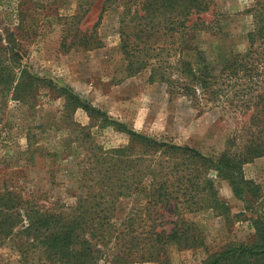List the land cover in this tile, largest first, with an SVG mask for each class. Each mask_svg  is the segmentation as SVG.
Returning <instances> with one entry per match:
<instances>
[{"label":"rangeland","instance_id":"rangeland-1","mask_svg":"<svg viewBox=\"0 0 264 264\" xmlns=\"http://www.w3.org/2000/svg\"><path fill=\"white\" fill-rule=\"evenodd\" d=\"M102 1L0 0V47L19 54L6 64L52 81L51 87L39 81L33 106L0 93V264H64L70 254L76 255V264H264V254L234 251L264 242L259 229L264 155L241 165L235 193L227 179L212 174L224 205H216L210 196L212 207L204 200V207L183 210L201 242L169 243L163 262L146 258L145 251L124 241L117 244L110 234L101 238L90 233L72 217L79 211L80 196L100 194L91 156L95 148L113 153L129 144L130 132H137L217 158L246 124L245 115L230 118L217 110H201L169 93L164 84L148 82L145 70L125 71L118 11L106 10L98 21ZM262 2L198 0L201 27L188 52L191 60L204 72L216 73L232 51L247 47L254 8ZM82 12L75 27L93 35L91 46L62 47V37L70 39L64 22ZM74 98L95 113L90 115ZM142 202L141 193L120 196L114 214L125 217ZM170 227L164 224L166 231ZM65 236L74 241L68 243ZM228 249L233 253L223 258Z\"/></svg>","mask_w":264,"mask_h":264},{"label":"trees","instance_id":"trees-1","mask_svg":"<svg viewBox=\"0 0 264 264\" xmlns=\"http://www.w3.org/2000/svg\"><path fill=\"white\" fill-rule=\"evenodd\" d=\"M200 5L198 0H103L98 17L99 21L108 9L118 11L120 49L129 74L145 70L148 82L164 84L169 93L185 97L201 110H217L230 118L246 116V124L236 130L217 158L188 145L137 132H130L129 144L113 153L93 150L100 194L92 199L80 196L76 201L80 212L76 209L78 214L75 212L72 217L77 224L90 228V233H99L101 238L110 234L117 244L124 241L139 247L146 258L161 262L166 260L169 243L194 246L201 242L196 226L185 219L183 210L204 207V200L207 207H212L210 196L216 205H224L216 196L212 174L227 179L235 193L241 165L264 155V2L254 8L247 47L232 51L230 60L213 74L204 72L188 54L201 27V19L196 15ZM84 12L64 22L63 30L70 39L63 36L62 47L91 46L93 35L75 27ZM11 49L0 47L4 54L0 55V93L33 106L39 81L50 87L52 81L6 64L19 55ZM74 102L90 115L95 113L77 98ZM79 133L84 140L87 134L83 127ZM134 193L143 194L145 202L133 207L125 217L116 216L114 210L120 196ZM167 223L171 224L169 231L164 229ZM259 229L264 232V211ZM65 237L68 243L74 241L73 237ZM53 239L57 240V235ZM234 251L238 255L261 256L264 242L240 246ZM231 252L228 249L221 255L225 258ZM76 260V255L70 254L64 264H76ZM215 263L217 260L207 264Z\"/></svg>","mask_w":264,"mask_h":264}]
</instances>
